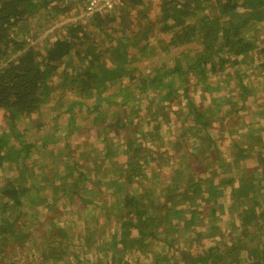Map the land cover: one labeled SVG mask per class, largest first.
I'll list each match as a JSON object with an SVG mask.
<instances>
[{"label":"trees","instance_id":"obj_1","mask_svg":"<svg viewBox=\"0 0 264 264\" xmlns=\"http://www.w3.org/2000/svg\"><path fill=\"white\" fill-rule=\"evenodd\" d=\"M51 2L52 0H0V110L7 120L6 124L0 125V173L3 181L0 186V264H16L17 261L12 260L10 255L18 252L24 254L27 248L25 264H69L68 259L75 258V243L71 242L66 229L61 228L59 223L72 222L66 219L67 214L79 205L76 201L68 205L66 197L78 196L92 216L95 207L105 209L103 202L77 187L83 179L90 178L85 170L86 162L83 160L73 159L71 168H75L78 173L75 181L62 179L57 183L56 190H53L51 184L34 181L32 173L41 174L37 173L38 168L28 167L27 164V167L20 165L19 159L22 157L21 161L24 163V158L34 144L21 141V145H17L16 138L21 134H17L13 129H20L18 120H25L24 126L21 127L24 131L45 123L46 120L40 121V118L43 117L47 105H52L51 109L57 111L64 110L66 114H75L78 108L83 113L82 116L85 115L83 120L105 122L95 111L106 108L105 105H116V97L120 96L119 99L124 98L122 107L129 104L130 115L137 114L140 121L143 116H149L152 130L145 132L138 126L133 130L131 141L127 142L131 147L126 153L125 167L118 165L112 154V145H106L107 162L99 164L103 169L111 168L114 173L106 182L116 190H109L108 195L121 192L124 187L126 189L125 196L121 194L123 197L116 201L118 203L114 209L108 211L109 216L113 215L119 221L120 228L115 238L122 239L121 242L129 238L130 244L139 243L142 246L146 238L161 241L159 230L165 231L166 235L162 236V240L167 244L171 239L176 240L177 227L188 234L190 227L197 221L191 206L197 203L195 200L206 201L210 192L201 183L205 175L193 167L197 162H200L199 165L204 163V157L192 153L187 142L194 138V133L207 130L210 120L198 104L191 100L188 84L195 82L196 85H204L209 91L213 88L208 81L211 76H234L241 84L242 96L251 95L249 86L243 83L242 72L243 66L254 63L255 52L263 59L257 67H262L264 73V0H176L173 9L166 6L169 2L167 0L162 6L159 18L162 23L159 30L170 33L166 41H152L151 30L155 27L152 20L149 18L150 21L146 22L140 18L138 23L134 22L135 15L127 10L136 9L137 13L141 12L143 17L148 18L143 7L150 0H120L117 12L95 11L87 22L66 23L63 31L57 33L52 41H44L38 47L29 45L31 39L26 37L29 28L22 25V22L40 10V7H46ZM99 33L105 37H113L116 44L106 46L107 42L98 36ZM260 40H263L261 46ZM190 44L196 45L192 58H189L190 53L186 48L175 51L176 48ZM100 46L110 50L116 58L106 61ZM138 46L142 52L163 54L166 60L153 61L155 63L152 70L144 71V67L136 63L141 56L133 48ZM238 63L242 72L239 68L236 72ZM54 76L57 77L56 82L53 81ZM126 79L130 84H124ZM180 87H183L188 96L190 106L186 109L187 122L179 133V138L184 144L181 150L176 151L178 154L175 156V152L169 154L167 144L163 140L164 131L160 118L167 117V110H171L175 118L181 116V111L176 109L178 104H174L178 99L174 92ZM64 88L66 91L74 89L77 95H84L78 97L82 108L62 102L70 97L69 91L67 96L65 95L66 98L56 96L57 92ZM147 91H160L162 98L157 107L149 106L142 110L141 114L140 102L147 99L144 95ZM136 104L139 105L135 106ZM239 111L235 109V112ZM48 118L49 116L46 119ZM108 126L112 130L129 127L126 123L120 125L118 122H109ZM207 135L211 139L212 151L217 152L213 136ZM149 139L158 144L157 152L149 147ZM200 144L201 147L207 148L205 144ZM86 154L91 156L89 151ZM183 157L189 161L183 173L185 179L180 180L182 174L179 171V160ZM169 164L173 166L177 176L160 187L159 173ZM219 165L215 168L216 171L225 164ZM226 165L232 166L233 163L227 162ZM7 166L16 168L17 174L13 176L8 174L9 172L4 173L2 170ZM150 168L155 177L150 178L144 173ZM259 168V174H255L254 168L249 174L240 175L236 186L234 187L233 182L230 189L233 202L248 204L251 209L257 208L259 212L264 213V166ZM96 175V186L100 187L103 179L100 174ZM260 179L261 182H258ZM145 182L151 187L155 184L156 193L164 196L160 205H155L154 193L147 189ZM137 185H144L139 192H135ZM45 189L48 192L45 193ZM215 191L216 194L221 193L219 190ZM190 194L194 198H190ZM36 195L38 200L36 198V202L31 201ZM177 199H180V202L184 199L190 201L189 210L193 213L189 218L182 216L183 212H180L177 206ZM26 202L31 207L46 205L51 209L49 219L52 224L46 236L45 233L43 235V249L36 247V234L32 235L31 229L35 217L24 210ZM168 205L171 208L167 209ZM155 208L163 211L167 218L177 219V226L163 225L161 217L153 213ZM235 209L237 206L233 210ZM234 216L239 220L238 215ZM243 219L244 225L237 227L231 234L232 239H222L221 243L215 242L214 239L218 233L223 234L228 228H224L222 222L218 223V219L215 220L216 224L210 221L205 228L207 235L213 240L210 247L195 251V254L185 248L179 256L176 255L172 264H192L193 261V264H264V219L259 216L256 222H253L252 217ZM96 221L99 224L97 217ZM156 226L158 230H154ZM194 233L195 238L199 239L204 233V228L199 226ZM79 245L84 246L80 243ZM31 246L36 248L30 251ZM126 248L127 254L130 245ZM103 251V254L95 257L94 262L85 257L84 260H77L73 264H128L124 258L120 263L112 260L107 262L108 253L106 249ZM5 256H9V263Z\"/></svg>","mask_w":264,"mask_h":264},{"label":"rangeland","instance_id":"obj_2","mask_svg":"<svg viewBox=\"0 0 264 264\" xmlns=\"http://www.w3.org/2000/svg\"><path fill=\"white\" fill-rule=\"evenodd\" d=\"M166 1L167 0H150L147 4L145 3L143 8L149 16L148 18L143 17L144 15L141 12L137 13L136 9L127 8L128 12L135 15L134 22L138 23L142 18L146 22L150 21L149 18L152 20V24L155 25L151 30L152 41H166L169 37L168 35L170 33L159 30V26H162V23L159 22V18L161 16L162 6ZM168 1L166 6L172 8L176 0ZM86 2L87 0H52L46 7H40V10L31 14L27 20L22 22V25H26L27 29L29 28V33L26 34V37L31 39L29 45L38 47L44 41H52L57 33L63 31L66 23L77 24L87 22L90 16H92V13L88 12L86 9ZM119 3L120 0H117V7L110 8L109 10L113 13L117 12V10H119ZM17 32H19V30ZM98 36L105 39L104 41L107 42L106 46H114L116 44V40L113 37H105L102 33H99ZM249 36L252 38L250 34ZM262 41L260 40L259 46H261ZM195 47L196 45L190 44L188 46L176 48L175 51L178 52L181 51L182 48H186L190 53L189 58H192ZM103 48V46H100L99 49L106 61H111L116 58L114 53ZM103 50H105V52ZM133 50L141 56L136 63L138 66H143L144 71L152 70L155 63L153 61L166 60L163 54L157 52L148 53L147 51L142 52L139 46L134 47ZM253 55L255 58L254 63L243 66L244 71L238 63L236 69V72H238V68L239 71L244 72H242L243 83L249 86V90L252 92L251 95L247 94V96H242L241 84L238 83V80H236L234 76L228 78L211 76L208 81L209 84L213 85V88L209 91L204 88V85H196L195 82L188 84V95L192 96L191 100L195 104H198L200 110L204 111V113L209 116L208 118L210 120L207 130L194 133V138L187 141L188 147L192 153H197L200 157H204L202 159L205 162L201 163L202 165H199L200 162H197L193 167L198 168L205 175L201 183L206 186V190L210 192L208 199L204 202H200V199H193L197 202L195 205L191 206L195 211L194 213L195 216H197V221L194 222L193 227H190V232L186 234V231L183 232L182 228L177 227L176 240L171 239L168 241V244L162 240V236L166 235L164 230H159V233L162 235L160 237L161 241L146 238L142 246H140L139 243H135L134 245L130 244L128 242L129 238L124 239L122 242V239L115 238V234H117L118 228H120L119 221L117 217L115 218L113 215L109 216L108 211H112L114 206L117 205L116 203H118L116 201H119V198L121 199V197L125 196L126 189L124 187V190L121 192L118 191L114 195H108L107 192L109 190H111L110 192L116 190L113 186L109 187V182H106L114 173L111 168L103 169L99 166L101 162H107L105 154L106 145H112V154L118 161V165H120L121 168L125 167V161L127 159L126 153L131 147L127 142L131 141L133 138V130L138 126L143 128L145 132L147 130H152V122L149 116H143L140 121L137 114L130 115L128 111L130 108H128L129 104L122 107L121 104L124 98L121 100L119 99L120 96H117L116 105H105L107 106L106 108L104 107L99 109V111H95V114H100V119H104L105 122L83 120L85 115L82 116L83 113L78 108H76L75 114H66L64 110L57 111L51 109L52 105L46 106L47 108L44 111V115L40 118V121L46 120V122L38 124L37 127L33 129L24 131L25 129L21 127L24 126L23 122L25 120H18V122H20V129L17 127L13 130L17 134H21V136L16 138V144L21 145V141H25L27 144H34L31 146V149H29V154L24 158V163L21 161L22 157L19 159V162H21L20 165L27 164L28 167L38 168L37 173L41 174L32 173L35 182L42 181L45 184H51L53 185V190L57 189V183L62 179L74 182L78 173L75 168H71L73 159L76 158L79 161L83 160V162H86L87 168H85V170L90 178L83 179V181L78 183L77 187L88 191L91 196L97 198L104 204L105 209L95 207L93 209L94 216H92L89 214L90 211L88 212L86 210L87 206L78 196L72 195L71 197H66L65 200H67L68 205L73 204L75 201L79 205L78 208H73L67 214L66 219L72 220V222L59 223L61 228L66 229L71 242L75 243V248L73 249L75 258L72 260L68 259L69 264H73L77 262V260H84L83 258L85 257L94 262L97 255L104 253V249H106L108 253L106 261L109 263L111 260L120 263L124 258L127 260L128 264H172L176 255L179 256L185 248H189V250L195 254V251L206 250L210 247L213 240L211 241L205 229L210 221L216 224L215 220L218 219V223L222 222L223 227L228 228L223 234L218 233L214 239L215 242L221 243L222 239L224 241H230L232 239L231 234L235 232L237 227L242 226V221L245 220L243 218L252 217L253 222L258 221L257 216L264 219V213L261 211L259 212L257 208L251 209L248 204L238 203V201L233 202L230 189L233 182L234 187L236 186V181L240 175L249 174L254 168L255 174H259V166H264V73L262 67H257L259 62L263 59L255 52H253ZM73 58L76 57L73 56ZM230 58H232V56H230ZM81 64L83 63L81 62ZM70 71L73 72L72 69ZM53 81H57L56 76H54ZM126 83L130 84L127 79L124 84ZM63 90H59L56 96L66 98L65 95L67 96L69 90L66 91L65 88ZM74 91V89H71L68 92L70 97L68 96V98L62 100V102L64 103L65 101L67 105H78L82 108L79 98L84 95H77ZM144 95L147 99L140 102L141 114H143L142 110L149 106L157 107L162 98L160 91L155 93L147 91ZM174 95L178 97V101L176 100L174 104H178L176 109L181 111V116L175 118L171 110H167L165 113L167 117L165 119L160 118V123L164 131L163 140L165 144H167L169 154L175 152L176 156L178 154L176 151L181 150L184 144V141L179 138V133L183 131L185 123L187 122L185 115L186 109L190 104L189 100H187L188 96L183 91V87L177 89ZM50 100L52 101L53 98L51 97ZM138 105L139 104H136L135 106ZM236 108L240 110L238 113L235 112ZM73 111L72 109V112ZM154 114L155 112L153 111V115ZM47 116H49L48 119H46ZM117 119L119 121H116ZM5 121L7 120L4 119L3 112L0 110V125L6 124ZM109 122H118L120 125L126 123L129 127L112 130L108 126ZM207 134L213 136L215 147L218 149L217 152L212 151L210 145L211 139ZM200 143L205 144L207 148L201 147ZM149 144L151 145L149 147L157 152L158 144L152 139H149ZM87 151H89L91 156L86 154ZM188 161L189 159L186 157L179 160V171L182 174L180 175L182 177L180 180L185 179L183 173L184 169L187 167L186 164ZM227 162H231L233 165H226ZM222 163L225 165L222 168L219 167L216 171L215 168ZM151 166L153 167V165ZM24 167L27 166L25 165ZM2 171H4V173L9 172L8 174L13 176L17 174L16 168L11 166H7V168ZM162 172L159 173L160 176H158V185L160 187L168 184L175 175L177 176L173 166L170 164L166 165ZM144 173L150 178L153 176L155 177L151 168L146 169ZM96 174H100L103 179V183L100 187L96 186V176H98ZM1 176L2 173H0V186L3 182ZM103 176H105V178H103ZM258 182H261V179ZM144 185L147 186L148 190L150 189V191H153L155 205H160L164 196L159 194V192L156 193L155 184L151 187L145 182ZM123 186L124 184L121 187ZM262 186L264 187V181L262 182ZM142 187L137 185L135 187V192L141 191ZM215 190H219L221 193L216 194ZM46 192L48 191L45 189V193ZM43 193L44 191L42 194ZM121 194L123 196H121ZM36 198L37 195L32 197L31 201L35 200L36 202ZM190 198H194V196L190 194ZM177 204L180 212H183L182 216L189 218L192 215L193 212L189 210V200L184 199L183 202H180L179 199ZM236 206L237 209L233 210ZM23 207L24 210L29 214H33L35 217L34 223L31 225L32 235L36 234V247L43 249L46 233L49 231L52 224L49 219L52 213L51 209H48L46 205L31 207L27 202ZM169 208H171L170 205H168L167 209ZM72 212L76 213V215L73 213L71 217ZM153 213L161 217L163 225L167 227L170 225L177 226L175 222L177 219L167 218L164 216L165 213L163 211L155 208L153 209ZM234 215H238L239 220L237 216ZM180 216L179 214L178 217ZM96 217L99 220V224L96 221ZM73 220H75V222ZM199 226L204 228V233L201 234L199 239H196L194 232L198 230ZM154 230H158V227L156 226ZM44 233L45 236L43 237ZM126 235L129 236V232L126 231ZM79 243L84 244V246L79 245ZM128 245H130V250H128L126 254L125 250ZM36 247L31 246L29 250L32 251L33 248ZM82 247H84L83 253ZM27 251L28 248L24 251V254L18 252L10 256L12 260L17 261L16 264H25V258L28 256ZM5 257L8 259L7 262L9 263V256Z\"/></svg>","mask_w":264,"mask_h":264},{"label":"built area","instance_id":"obj_3","mask_svg":"<svg viewBox=\"0 0 264 264\" xmlns=\"http://www.w3.org/2000/svg\"><path fill=\"white\" fill-rule=\"evenodd\" d=\"M116 2L117 0H87L85 5L88 12L93 14L95 11H110V8L116 6Z\"/></svg>","mask_w":264,"mask_h":264}]
</instances>
